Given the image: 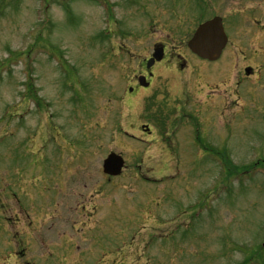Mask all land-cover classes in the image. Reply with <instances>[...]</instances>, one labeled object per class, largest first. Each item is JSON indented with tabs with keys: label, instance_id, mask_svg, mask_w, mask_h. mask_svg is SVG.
Here are the masks:
<instances>
[{
	"label": "rangeland",
	"instance_id": "obj_1",
	"mask_svg": "<svg viewBox=\"0 0 264 264\" xmlns=\"http://www.w3.org/2000/svg\"><path fill=\"white\" fill-rule=\"evenodd\" d=\"M171 11L187 64L151 109L199 126L146 134L121 85ZM214 13L227 47L191 56ZM0 264H264V0H0Z\"/></svg>",
	"mask_w": 264,
	"mask_h": 264
},
{
	"label": "flooded vegetation",
	"instance_id": "obj_2",
	"mask_svg": "<svg viewBox=\"0 0 264 264\" xmlns=\"http://www.w3.org/2000/svg\"><path fill=\"white\" fill-rule=\"evenodd\" d=\"M151 13H152V15H151ZM170 13H171L172 19L170 18V16H168V18L170 19L169 23H167L166 21H160L159 20L164 26H168V24H169V27L164 28V29H157V25L154 23V20H153V17L155 18L153 12L149 13L150 14L149 19L146 18V19H148L146 25L149 26L152 23V25H154L156 27V30L164 31L166 29L167 34H166L164 40L158 39V40L150 42L151 44L148 45L149 48L147 49L149 53L146 55V58H149L151 56V53H152V52L150 53V49H153L155 47H162V51H163L162 58L155 61L150 68L145 67V64H143L144 59L141 60V62H139L138 70L136 72H134L129 77V79L127 80L129 82L128 88L131 87L135 95H136V92H138L139 90H142V88H143V90L144 89L148 90L149 88L153 87V89L156 92L160 91V90L162 91L161 86L154 85V80H155L156 76L157 75H159V77H161L163 75L167 76L169 71H176V70H179L180 68L184 69L185 65L187 64V58L183 54H181L179 51H177L178 46H175L176 44L174 43V41H175L174 35L177 32L176 27H179V26L182 27V24L180 23L178 25L174 22L175 21L174 17L176 16L175 11H171ZM141 14H144L143 11H141ZM145 30L148 32H150V31L153 32L155 29H150L147 26H145ZM146 47H147V45H146ZM173 67L175 69H173ZM158 71H160L159 74H158ZM141 75H143L145 77L144 82L146 81L148 83L146 86H143L140 84L139 77ZM127 92H128V90H127ZM160 93L161 92H159L158 95H160ZM125 95L126 96L128 95V93H126V90H125V94L123 96H125ZM135 95H132V96H135ZM144 96L149 97L148 99H153V100L155 97L153 92H150V93L148 92V94L145 93ZM127 99H128L127 102L130 101L129 105H131L133 98L131 96H129V98H127ZM151 106H153L152 101H151ZM151 112L152 113L150 114V117H146V121L144 123L139 124L140 128H155L156 126L159 125V123H157L158 120H161V121H163V123H166V119L169 117L168 114L170 113V111H166V114H165V111L163 109H157V108L151 110ZM171 113H173V117L176 116V110H174L173 108L171 110ZM142 124L145 125V127L142 126Z\"/></svg>",
	"mask_w": 264,
	"mask_h": 264
},
{
	"label": "water",
	"instance_id": "obj_3",
	"mask_svg": "<svg viewBox=\"0 0 264 264\" xmlns=\"http://www.w3.org/2000/svg\"><path fill=\"white\" fill-rule=\"evenodd\" d=\"M226 40L221 18L215 16L198 25L187 45L198 56L213 60L220 55ZM122 164V157L111 152L103 160V171L117 174L120 172Z\"/></svg>",
	"mask_w": 264,
	"mask_h": 264
}]
</instances>
